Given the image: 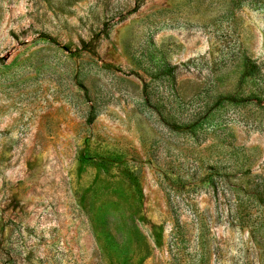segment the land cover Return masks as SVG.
Segmentation results:
<instances>
[{
    "label": "rangeland",
    "instance_id": "rangeland-1",
    "mask_svg": "<svg viewBox=\"0 0 264 264\" xmlns=\"http://www.w3.org/2000/svg\"><path fill=\"white\" fill-rule=\"evenodd\" d=\"M0 264H264V0H0Z\"/></svg>",
    "mask_w": 264,
    "mask_h": 264
},
{
    "label": "trees",
    "instance_id": "trees-1",
    "mask_svg": "<svg viewBox=\"0 0 264 264\" xmlns=\"http://www.w3.org/2000/svg\"><path fill=\"white\" fill-rule=\"evenodd\" d=\"M250 68H252V67H250Z\"/></svg>",
    "mask_w": 264,
    "mask_h": 264
}]
</instances>
